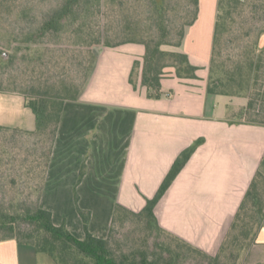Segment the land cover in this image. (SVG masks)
<instances>
[{
	"label": "crops",
	"instance_id": "obj_1",
	"mask_svg": "<svg viewBox=\"0 0 264 264\" xmlns=\"http://www.w3.org/2000/svg\"><path fill=\"white\" fill-rule=\"evenodd\" d=\"M216 14L217 0H198L197 17L184 27L180 45L164 48L186 54L197 70L196 78H179L165 67L159 99L147 97L140 76L134 86L129 82L143 44L93 48L94 63L78 97L64 101L40 196L54 224L64 222L84 237L76 192L78 206L90 212L88 230L105 238L115 205L140 210L177 155L202 137L154 212L172 234L209 255L218 252L252 178L264 174V125L236 116L245 97L206 92ZM0 125L34 129L22 95L0 93ZM249 253H264V220ZM44 256L30 244L0 241V264H54Z\"/></svg>",
	"mask_w": 264,
	"mask_h": 264
},
{
	"label": "trees",
	"instance_id": "obj_2",
	"mask_svg": "<svg viewBox=\"0 0 264 264\" xmlns=\"http://www.w3.org/2000/svg\"><path fill=\"white\" fill-rule=\"evenodd\" d=\"M82 1L62 0L58 7L44 16L34 37L56 35L63 30L65 22L74 25ZM109 1L115 2V9L119 14L134 10L128 0ZM169 1L161 0L158 4L156 0H151L156 13L155 33L144 31V37L137 38L140 29L124 25L122 32L129 35L128 38L115 42L107 40L105 43V46L126 42L144 45L142 61L134 60L129 82L134 86L135 79L140 76L141 85L145 86L147 97L151 99H159L162 96L161 78L165 67H173L175 75L179 78H196L197 67L189 62L186 54L164 50L161 46L180 45L184 27L192 24L197 17L198 0H184L185 9L192 5V10L180 28L175 29V41L170 40L171 29L162 20V13ZM14 2L15 0H0V9L9 13ZM245 21L249 22V25L241 31ZM259 21L261 25L257 24ZM231 33L232 40L237 39L238 35H253L252 42L246 43L242 49L238 46L237 53H228L221 59L220 41L225 34ZM262 35L264 0H217L206 92L245 97L246 104L239 108L236 116L244 122L259 125H264V39L260 44ZM89 43L93 46L100 43V40L93 38ZM4 58L1 52L0 66L6 64ZM93 63L94 54L91 52L89 65L85 68V82ZM81 88L82 86L63 79L46 83L42 88L32 86L29 91L22 93L25 106L34 114V129L0 125L2 135L6 132H22L34 138L35 147L31 154L26 151L25 154L8 157L1 150L0 172L4 169L17 171L26 183L27 192H36L33 202L18 197L0 201V241L14 239L19 244H30L37 252L48 255L54 264H237L241 251L255 243L257 232L264 220V174L260 171L252 178L215 255L207 254L161 227L154 212L157 202L203 142L202 137L194 140L177 155L156 193L151 198H146L145 205L140 210L133 211L118 203L115 205L105 238L96 237L88 230L90 212L78 206L76 192L74 200L76 211L82 220L84 237L74 236L64 222L54 224L51 211L42 208L39 200L64 101L76 99ZM38 149L39 154H36ZM85 169L83 162L78 182L82 179ZM31 178H35L36 182L32 183ZM14 181V178L10 179V182ZM256 264H264V261Z\"/></svg>",
	"mask_w": 264,
	"mask_h": 264
},
{
	"label": "rangeland",
	"instance_id": "obj_3",
	"mask_svg": "<svg viewBox=\"0 0 264 264\" xmlns=\"http://www.w3.org/2000/svg\"><path fill=\"white\" fill-rule=\"evenodd\" d=\"M156 1L158 4L161 3V0ZM61 2L62 0H15L9 13L0 9V53H3L6 61V64L0 66V93H18L23 96L22 91H29L32 86L42 88L46 83L62 79L83 86L85 68L89 65L93 48L105 45L107 40L115 42L128 38L129 35L122 32L124 25H128L129 28L138 27L140 31L137 38L144 37V31L156 32L154 22L156 13L151 0H128L134 6V10L124 14H119L115 9V2L83 0L74 25L65 22L63 30L56 35L34 37L44 16ZM184 2L170 0L162 13V20L171 29V41L177 39L175 29L180 28L192 10V5L185 9ZM257 24L261 25L260 21ZM248 25L249 22H243L240 30H245ZM72 28L74 30L71 31ZM232 33L225 34L220 41L221 59L228 53L231 55L237 53L238 46L242 49L246 43L252 42L253 35L250 37L238 35L237 39L232 40ZM229 36L231 38H228ZM93 38H99L100 43L90 46L89 42ZM263 39L264 35L260 44ZM169 47L173 46L169 44L161 46L162 49ZM34 147V138L22 132L0 134V151L3 150L8 157L25 154L26 151L31 154ZM39 151L38 149L36 154H39ZM16 172L8 169L0 172V201H8L11 197L35 201L36 192H27L26 183ZM11 178L15 181L10 182ZM35 178H31L32 183L36 182ZM252 247L253 244L241 251L237 264H256L264 261V253L261 257H253L249 253ZM44 257L48 256L45 254Z\"/></svg>",
	"mask_w": 264,
	"mask_h": 264
}]
</instances>
